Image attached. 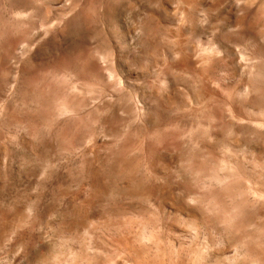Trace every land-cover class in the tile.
Masks as SVG:
<instances>
[{
	"label": "rangeland",
	"instance_id": "1",
	"mask_svg": "<svg viewBox=\"0 0 264 264\" xmlns=\"http://www.w3.org/2000/svg\"><path fill=\"white\" fill-rule=\"evenodd\" d=\"M263 45L264 0H0V264H264Z\"/></svg>",
	"mask_w": 264,
	"mask_h": 264
},
{
	"label": "bare ground",
	"instance_id": "2",
	"mask_svg": "<svg viewBox=\"0 0 264 264\" xmlns=\"http://www.w3.org/2000/svg\"><path fill=\"white\" fill-rule=\"evenodd\" d=\"M198 2V1H197ZM199 3V2H198ZM195 4V3H194ZM197 5H199V4H197ZM188 6V5H187ZM191 6H192V8H193V5H190V9H191ZM200 6V5H199ZM198 6V7H199ZM239 6V5H238ZM198 7H196V8H198ZM222 7V6H221ZM194 9H195V7H194ZM189 10V9H188ZM187 10V11H188ZM196 10V9H195ZM203 10V9H202ZM199 11V10H198ZM191 12V11H190ZM194 13H196V11L195 12H193L192 14H194ZM186 14V13H185ZM198 14V13H197ZM168 15V14H167ZM194 15H196V14H194ZM185 16V15H184ZM189 16V15H188ZM198 16V15H197ZM187 17V16H186ZM194 17V16H193ZM201 17V16H200ZM190 18V17H189ZM189 18H188V20H189ZM195 18V17H194ZM198 19V18H197ZM244 19H245V17H244ZM150 20V19H149ZM193 20V19H192ZM191 20V21H192ZM187 20H185V22H186ZM190 20H189V22L187 21V23H195L194 21L193 22H191ZM238 21H240V22H242L241 20H238ZM148 22H150V21H148ZM182 22H184V20L182 21ZM240 22H238L239 23V25L237 24V29H238V26H240V24H242V23H240ZM151 23V22H150ZM186 25V24H185ZM195 25V24H194ZM177 26V25H176ZM188 26H189V24H188ZM244 26H245V24H244ZM244 26L242 25L241 26V29H239V30H241V34H243V36L245 37V38H247V28H244ZM243 27V28H242ZM192 28V27H191ZM235 28V29H236ZM164 29V28H163ZM194 28H192V30H193ZM191 30V29H190ZM161 31V30H160ZM189 32V31H188ZM237 32V31H236ZM240 32V31H239ZM178 33V32H177ZM182 35L183 34H185V33H183V31H181L180 32ZM190 33H191V31H190ZM176 34V33H175ZM188 34V33H187ZM229 34V33H228ZM240 34V35H241ZM181 35V36H182ZM216 35V34H215ZM224 35V34H223ZM185 36H187V35H185ZM185 36L183 37V39L185 38ZM228 36V35H227ZM194 37V36H193ZM218 37V36H217ZM216 37V38H217ZM182 38V37H181ZM188 38V37H187ZM242 38V37H241ZM261 38V37H260ZM156 40V39H155ZM217 40V39H216ZM262 41V40H261ZM219 44V47L221 48V49H223V50H226V51H228V52H230L232 55H233V63H234V65H235V67H236V69L237 70H240L241 69V71L244 73L243 75H245L244 77H245V79H244V82L242 83V85H243V88H244V92L243 91H241V92H243V101H242V103H245V104H247V97H250V96H256L258 93L254 90V85L252 84V83H247V62H246V59L244 58V57H242V56H240V54L238 53L239 51L238 50H236V46H237V43H238V40H235V39H233V38H230V37H225V36H220V34H219V38H218V41H217ZM180 43H185V41L183 42V41H181ZM259 44H260V42H259ZM258 44V45H259ZM261 44H262V42H261ZM189 45H190V43H189ZM187 46L186 44H184V45H181L180 44V50H184V48L186 49V50H184V51H190V52H192V51H194V48H195V45H193V46ZM264 46V45H263ZM264 48V47H263ZM160 49V48H159ZM196 49V48H195ZM258 49V48H257ZM260 49H262V48H260ZM263 50V49H262ZM164 52H165V50H164ZM163 52V53H164ZM258 52V51H257ZM166 53H167V51H166ZM174 53V52H173ZM189 53V52H188ZM263 53V52H262ZM191 54V53H190ZM178 55V54H177ZM221 55V54H220ZM115 58V57H114ZM198 63H199V65L204 69V71H206L207 73H211V66H210V62H209V59L208 60H206V59H204L203 57H201V58H199V60H198ZM264 68V67H263ZM234 70H235V68H234ZM256 73H259V72H261V70H260V67H255L254 69H253ZM263 71V70H262ZM253 73V71H251V74ZM240 74H242V73H240ZM243 77V78H244ZM242 78V77H241ZM242 78V79H243ZM193 99V98H192ZM192 101V100H191ZM194 102V101H193ZM231 108L230 109H232V110H230V111H234V113H235V117H237V114H238V109H237V105L235 104V102H233L231 105ZM238 142V141H237ZM236 145H237V143H236ZM242 175V174H241ZM247 200V199H246ZM243 205V204H242ZM263 205V204H262ZM246 206V205H245ZM184 207V206H183ZM180 208V207H179ZM180 210H181V208H180ZM183 210V209H182ZM247 210V209H246ZM195 213V212H194ZM246 217V216H245ZM244 217V218H245ZM248 218H249V216H248ZM194 219V218H193ZM251 219V217L249 218V219H245V221H242V222H244V223H242V224H245L246 225V227H247V223L248 224H252L253 223V221L254 220H250ZM245 225H242L243 227L242 228H244L245 227ZM231 231V230H230ZM232 233H234V231H231ZM230 232V233H231ZM251 237V236H250ZM246 238H247V234H246ZM254 248V247H253ZM256 251V250H255ZM263 252V251H262ZM220 254V253H219ZM261 254V253H260ZM255 255H259V253L258 252H256L255 253ZM221 256V255H220ZM263 256V255H262ZM259 258H262V257H259ZM260 262V261H259ZM189 264V263H188Z\"/></svg>",
	"mask_w": 264,
	"mask_h": 264
}]
</instances>
